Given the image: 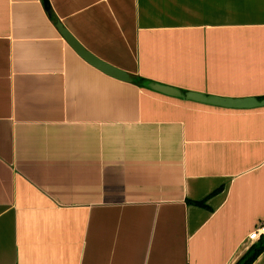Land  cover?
<instances>
[{
  "label": "crops",
  "instance_id": "crops-1",
  "mask_svg": "<svg viewBox=\"0 0 264 264\" xmlns=\"http://www.w3.org/2000/svg\"><path fill=\"white\" fill-rule=\"evenodd\" d=\"M0 0V264H236L264 225V0ZM203 203L204 205H198ZM252 264H264V251Z\"/></svg>",
  "mask_w": 264,
  "mask_h": 264
},
{
  "label": "water",
  "instance_id": "water-1",
  "mask_svg": "<svg viewBox=\"0 0 264 264\" xmlns=\"http://www.w3.org/2000/svg\"><path fill=\"white\" fill-rule=\"evenodd\" d=\"M44 1L46 12L49 16H51L50 9L48 7L47 1ZM55 27L57 31L60 33L62 38L68 44V46L87 64L94 67L104 75L116 79L118 81L132 83V77L124 71H121L111 65L101 61L90 52H88L74 37L73 35L58 21L55 23ZM143 88L153 91L155 93H159L168 97L183 99L190 102H195L199 104H204L213 107H221L227 109H251V108H261L264 107V98L262 100H257L254 98L249 99H222L213 96H205L197 93H182L180 90L161 85L155 82L145 81L143 83Z\"/></svg>",
  "mask_w": 264,
  "mask_h": 264
},
{
  "label": "trees",
  "instance_id": "trees-1",
  "mask_svg": "<svg viewBox=\"0 0 264 264\" xmlns=\"http://www.w3.org/2000/svg\"><path fill=\"white\" fill-rule=\"evenodd\" d=\"M133 82L141 87L145 80L143 79H133ZM198 205H204L203 203H198ZM264 251V239L261 238L255 246H253L249 252L240 259L236 264H252L254 260Z\"/></svg>",
  "mask_w": 264,
  "mask_h": 264
},
{
  "label": "built area",
  "instance_id": "built-area-1",
  "mask_svg": "<svg viewBox=\"0 0 264 264\" xmlns=\"http://www.w3.org/2000/svg\"><path fill=\"white\" fill-rule=\"evenodd\" d=\"M261 236H264V225H259L256 229L252 231V233L248 236V240L250 241H258Z\"/></svg>",
  "mask_w": 264,
  "mask_h": 264
}]
</instances>
